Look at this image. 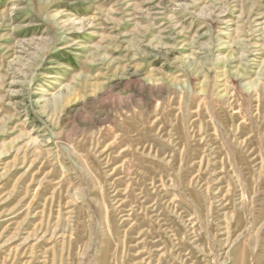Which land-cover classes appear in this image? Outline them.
<instances>
[{
	"label": "rangeland",
	"instance_id": "1",
	"mask_svg": "<svg viewBox=\"0 0 264 264\" xmlns=\"http://www.w3.org/2000/svg\"><path fill=\"white\" fill-rule=\"evenodd\" d=\"M0 264H264V0H0Z\"/></svg>",
	"mask_w": 264,
	"mask_h": 264
}]
</instances>
